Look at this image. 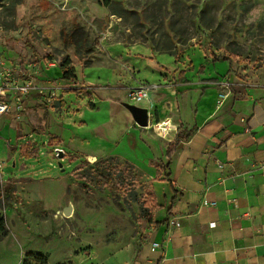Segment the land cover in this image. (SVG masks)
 <instances>
[{"label": "rangeland", "instance_id": "374dc122", "mask_svg": "<svg viewBox=\"0 0 264 264\" xmlns=\"http://www.w3.org/2000/svg\"><path fill=\"white\" fill-rule=\"evenodd\" d=\"M124 47L129 53H149L148 47L176 53L185 68L172 82L205 77L219 95L243 97L251 87H264V0H0V62L21 65L36 83L23 108L0 119V214L11 233L1 240L0 264H22L33 252L47 261L29 258V264H134L150 252L155 226L147 217L166 214L169 204L159 202L167 188L157 186L158 202L147 171L140 174L118 157L92 161L71 152L55 134L73 123L67 102L45 89L30 99L37 80L56 83L47 70L65 56L80 69V63L105 61L107 53H127ZM206 54L211 64H205ZM150 85L137 88L149 86L151 94L156 88ZM28 140L40 154L25 161L17 151ZM57 149L66 153L61 160ZM118 164L137 175L140 199L150 196L145 207L131 200L114 174L109 180L100 174Z\"/></svg>", "mask_w": 264, "mask_h": 264}, {"label": "crops", "instance_id": "0c3cea01", "mask_svg": "<svg viewBox=\"0 0 264 264\" xmlns=\"http://www.w3.org/2000/svg\"><path fill=\"white\" fill-rule=\"evenodd\" d=\"M124 49L127 53H107L105 61L80 63V69L71 58L77 84L61 79L59 65L50 67L49 76L58 80H37L30 99L45 89L67 102L65 111L73 123L55 134L71 152L114 156L132 163L139 173L147 171L158 202L157 186L167 188L159 203L169 204L161 219L168 221L150 229L151 250L134 264H264V87H251L239 98L224 92L220 99L205 77L172 82L176 70L185 68L178 54L153 53L151 47L149 53ZM210 57L205 55V64H211ZM140 83L156 90L137 104L149 109L150 121L177 127L170 138L140 127L122 104ZM76 88L87 89L70 92ZM72 96L80 99L73 102ZM191 128L196 131L181 143L168 168L169 142ZM159 163L164 165L160 172ZM169 173L179 193L171 211L173 187L163 180Z\"/></svg>", "mask_w": 264, "mask_h": 264}, {"label": "trees", "instance_id": "16d2710c", "mask_svg": "<svg viewBox=\"0 0 264 264\" xmlns=\"http://www.w3.org/2000/svg\"><path fill=\"white\" fill-rule=\"evenodd\" d=\"M60 67L63 71V76H62V80L65 81H70L73 83H79V79L78 76L76 75V71L75 68L72 64V60L70 56H65L62 61L60 62ZM196 131V128H191L187 131H183L180 132L178 137H176L174 140L170 141L167 147V151H166V157L168 158V163L166 164V166L168 168H170L171 162H172V158L174 156V154L176 153V151L178 150V148L180 147L181 143L188 140L190 138V136ZM54 139V138H53ZM50 144L55 146L54 142L50 140ZM58 147V146H55ZM18 155L20 156L21 159L27 161L30 160L32 158H38L39 154H40V149L39 146L36 143H33V141L28 140L25 141L21 144L20 148L18 149ZM116 157H112L111 159H115ZM83 159V158H82ZM118 159V158H116ZM119 160V159H118ZM126 165H128L129 167L134 169V165L131 164L130 162H127ZM126 170L124 167L122 168V166L120 164H118L116 167L111 168V173H109L108 175L105 174V167L103 169L100 168V174L104 175L106 177V179L109 180L111 174H114L117 179H118V183L119 186L126 192V194L131 198V200L137 202V203H141L142 207H145V205L148 203V198L150 196H148L145 200H141L137 190H136V185L135 182L133 181V178H137L134 174V172L132 173L131 168H129ZM164 165L162 163H159L157 165V169L160 172L163 169ZM158 180H162L159 177H157ZM163 180H167L170 182L171 186L173 187V191H174V196L172 197L171 200V204L169 207V211L172 210L173 208V204L175 202V200L178 197V190L175 187L174 182L170 179V173L168 175H166L165 179ZM10 194V193H9ZM148 221L151 224H154V226H161L162 224L167 223L168 218L164 219V220H155L153 217L148 216ZM9 234V230L6 226V218L4 215L0 214V242L1 240H3V238H5L7 235ZM27 259L24 261L23 264H29L28 263V259L31 258L33 260H42V261H47V255L43 254L42 252H33V253H28L27 254Z\"/></svg>", "mask_w": 264, "mask_h": 264}, {"label": "built area", "instance_id": "2783aa9c", "mask_svg": "<svg viewBox=\"0 0 264 264\" xmlns=\"http://www.w3.org/2000/svg\"><path fill=\"white\" fill-rule=\"evenodd\" d=\"M36 86L33 76L19 64H11L0 62V119L13 109H21L24 106V101ZM149 86H141L133 91H130L129 98L132 103H139L149 98ZM225 93L220 94V99L225 97ZM220 99L218 102H220ZM154 128L162 135H171L173 129H177L173 124L163 122H151L146 127ZM208 204V201L205 202ZM211 205L215 202L209 203ZM173 224H179L176 220ZM159 243L155 242L154 247H158Z\"/></svg>", "mask_w": 264, "mask_h": 264}, {"label": "water", "instance_id": "95a60500", "mask_svg": "<svg viewBox=\"0 0 264 264\" xmlns=\"http://www.w3.org/2000/svg\"><path fill=\"white\" fill-rule=\"evenodd\" d=\"M122 104L131 112L134 120L140 127H147L150 124V114H149V109L147 107L129 101L122 102ZM56 153L60 160L64 158L66 154L65 151L62 149H57ZM59 166L61 168L63 166L61 161L59 162ZM62 171H64L63 168ZM72 209H73L72 206L66 208V212L68 215L72 213Z\"/></svg>", "mask_w": 264, "mask_h": 264}, {"label": "bare ground", "instance_id": "6f19581e", "mask_svg": "<svg viewBox=\"0 0 264 264\" xmlns=\"http://www.w3.org/2000/svg\"><path fill=\"white\" fill-rule=\"evenodd\" d=\"M89 158H90L92 161H94V160L96 159V158H95L94 156H92V155H90Z\"/></svg>", "mask_w": 264, "mask_h": 264}]
</instances>
